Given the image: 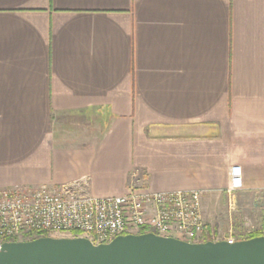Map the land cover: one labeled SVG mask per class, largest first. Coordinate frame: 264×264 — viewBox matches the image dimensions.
I'll return each instance as SVG.
<instances>
[{"label": "crops", "instance_id": "crops-1", "mask_svg": "<svg viewBox=\"0 0 264 264\" xmlns=\"http://www.w3.org/2000/svg\"><path fill=\"white\" fill-rule=\"evenodd\" d=\"M133 173L264 193V0H0V193Z\"/></svg>", "mask_w": 264, "mask_h": 264}, {"label": "built area", "instance_id": "built-area-1", "mask_svg": "<svg viewBox=\"0 0 264 264\" xmlns=\"http://www.w3.org/2000/svg\"><path fill=\"white\" fill-rule=\"evenodd\" d=\"M87 187L88 183L81 180L68 185L3 190L0 248L5 243L45 234L86 238L96 245L142 231L189 243H202L200 239L208 234L202 191L152 192L142 186L137 173H133L124 196L96 197L86 191ZM235 190L233 185L229 192Z\"/></svg>", "mask_w": 264, "mask_h": 264}, {"label": "water", "instance_id": "water-1", "mask_svg": "<svg viewBox=\"0 0 264 264\" xmlns=\"http://www.w3.org/2000/svg\"><path fill=\"white\" fill-rule=\"evenodd\" d=\"M0 264H264V237L189 243L146 233L100 245L86 238L40 237L3 244Z\"/></svg>", "mask_w": 264, "mask_h": 264}, {"label": "rangeland", "instance_id": "rangeland-1", "mask_svg": "<svg viewBox=\"0 0 264 264\" xmlns=\"http://www.w3.org/2000/svg\"><path fill=\"white\" fill-rule=\"evenodd\" d=\"M212 224L208 234L200 241L213 240V242L233 239L243 241L251 233L264 229V193L243 194L239 197L220 200L219 212L210 215ZM205 219V218H204ZM55 238H72L70 236L55 235ZM25 242V241H23ZM204 243V242H202Z\"/></svg>", "mask_w": 264, "mask_h": 264}, {"label": "trees", "instance_id": "trees-1", "mask_svg": "<svg viewBox=\"0 0 264 264\" xmlns=\"http://www.w3.org/2000/svg\"><path fill=\"white\" fill-rule=\"evenodd\" d=\"M147 232L146 231H142L140 234H146ZM44 237H49V234H45ZM259 237H264V229L263 230H258V231H255L253 233H251L247 238L243 239V240H250V239H254V238H259ZM37 238H33V239H29V240H26V241H32V240H35ZM213 242V240H206V241H203L204 243L206 242ZM237 241H241V240H238Z\"/></svg>", "mask_w": 264, "mask_h": 264}]
</instances>
